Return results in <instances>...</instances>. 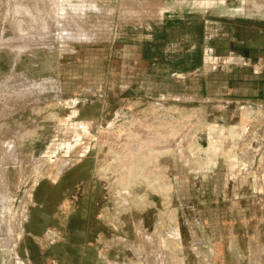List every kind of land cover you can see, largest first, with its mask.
<instances>
[{
  "label": "rangeland",
  "instance_id": "obj_1",
  "mask_svg": "<svg viewBox=\"0 0 264 264\" xmlns=\"http://www.w3.org/2000/svg\"><path fill=\"white\" fill-rule=\"evenodd\" d=\"M256 46L264 0H0V264L47 229L55 264H144L138 230L150 263L264 264V115L223 63Z\"/></svg>",
  "mask_w": 264,
  "mask_h": 264
},
{
  "label": "crops",
  "instance_id": "obj_2",
  "mask_svg": "<svg viewBox=\"0 0 264 264\" xmlns=\"http://www.w3.org/2000/svg\"><path fill=\"white\" fill-rule=\"evenodd\" d=\"M255 49H256V53L253 56L251 54H248V53H245V52L244 53H239V55L230 54L229 56L224 58L225 60L223 61V63L227 67H232V69L233 68L235 69V70H231V69L228 70L229 71L228 72L229 73L228 74L229 75L228 81H229L230 84L232 83L231 82L232 81L231 80V75L235 71H245L246 73L249 72L250 74H251V71H252L253 74H251L249 78H247V79L238 78V80H239L238 84L240 83V91H239L238 94H234V92L231 89V87L227 86L225 88H226V91H227V95L229 97L236 95L239 98L240 103H238V106H241L240 108H246V106L248 105L249 108H252V109L256 110L255 111L256 115L254 117L255 120H256L259 117L263 118V115H264V47L263 46H259V47L256 46ZM217 60H218V58H216V57L209 59V65H212V69H214V71H215V69H217V67H215L216 65H218L217 64ZM209 65H207V66H209ZM228 81H227V83H228ZM229 104H230V102H229ZM245 104H247V105H245ZM263 125H261V126H263ZM254 144H256V143L254 141H252L251 145L254 146ZM258 145H260L262 147L263 144L262 143H258ZM251 149H253V151H256L254 156H253V158H248L247 159V156H244L245 158H243V157L242 158L245 161L246 160H250V161L253 160V162L256 164L255 173L260 178L262 176L263 170L260 169L261 164H257V162L259 160L257 154L259 152H257V150H254L253 147H251ZM80 150H82V149H80ZM62 171L63 170H60L59 172H57L56 174H54L52 176V177H54V180ZM25 196H26V198H25V200L24 199L22 200L23 202H22L20 207H22L23 203L25 201H27V199L30 197L29 191H27V194ZM18 226L19 227H18L17 233L19 234V237H18V239L15 242L10 241L11 242L10 245L17 244V242L19 240L26 239L24 237H28V236L29 237H33V239L40 241L39 237H37V238L34 237L30 232L29 233H27V232L26 233H23V232L21 233V220L19 221V225ZM137 233H138V235H140L138 247L137 248H131L130 247V249L136 254L137 258L140 261H142L144 264H156V263H159V259L157 258V256L154 257L156 263L155 262L154 263L153 262L150 263L149 261L147 262L148 258L146 257L147 255L144 252L143 245H145V244H148L150 246L154 245V239L152 237H150L149 235L145 234L142 230H138ZM63 235H65V234H63ZM63 238H64V236H62V238H61L60 236H58L57 232H54L51 229H47L45 235L42 238V241L45 242L46 244L45 243H44L45 245L39 244L40 245L39 254L42 257H46L47 258L46 259L47 261H46L45 264H55V261L48 254H46V252L52 245L61 243ZM98 239H99V237L97 235H95L94 241H95L96 244H98V242H99ZM84 240L86 242L85 243V247H90L92 245L91 243L87 242L86 238H84ZM157 244H159V243H157ZM13 254L19 260L23 261L25 264H31V261H30L31 259L29 257V254H28L26 248L23 249V255L22 256H24V257H22V258L20 257L21 255L16 253L15 249H14ZM81 256H85L86 257V255H84L83 253H81ZM103 256L104 255H102V251L97 254V258H99V262H101V260L103 259L101 257H103ZM154 259L152 261H154ZM14 263H15V261H14ZM160 263H162V262H160ZM106 264H118V263L112 262L110 260H107V257H106Z\"/></svg>",
  "mask_w": 264,
  "mask_h": 264
},
{
  "label": "bare ground",
  "instance_id": "obj_3",
  "mask_svg": "<svg viewBox=\"0 0 264 264\" xmlns=\"http://www.w3.org/2000/svg\"><path fill=\"white\" fill-rule=\"evenodd\" d=\"M82 127L83 128H81L82 129V135H84V137H82V139L83 138H85V140L88 142L89 140H91L90 139V135L88 134V132L86 131L87 130V127L85 126V125H82ZM264 135V134H263ZM262 138V137H261ZM261 138H258L257 139V141H254L256 144H254L255 146L258 144V143H261V141H262V139ZM81 139V140H82ZM264 141V140H263ZM92 142V141H91ZM84 143V142H83ZM86 144V143H85ZM87 145V144H86ZM81 146V145H80ZM90 146V145H89ZM260 146V145H259ZM84 147V146H83ZM263 147L264 146H262V150H263ZM85 148V147H84ZM80 150V149H79ZM75 151H77V150H75ZM83 151H84V149H83ZM264 151V150H263ZM76 153H78V152H76ZM63 170H64V168H63ZM29 185V184H28ZM22 195V191L19 193V195H18V197H20ZM2 198H4V197H2ZM21 199V198H20ZM23 199V198H22ZM2 202H3V199H2ZM5 205V204H4ZM3 205V203H2V207L4 206ZM0 206H1V204H0ZM1 208V207H0ZM5 209V208H4ZM1 210V209H0ZM2 212L4 213L5 212V210L3 211V209H2ZM0 213V214H3V213ZM14 214V213H13ZM20 217H21V211L19 210V214H18V220H13L15 223H14V228H15V231L17 230V227H18V225H19V221H20ZM2 218H4V217H2ZM0 220H1V215H0ZM4 221V220H3ZM3 221L1 220V222L3 223ZM17 221H18V225H17ZM1 223V224H2ZM6 222H4V224H5ZM4 226V225H3ZM6 227H7V225H6ZM5 238V237H4ZM6 239V238H5ZM4 239V240H5ZM8 239V238H7ZM3 240V239H2ZM0 242H1V239H0ZM4 242H6V241H4ZM3 242V243H4ZM2 243V244H3ZM7 244V243H6ZM0 249H9V252H11L12 253V250H11V248H0Z\"/></svg>",
  "mask_w": 264,
  "mask_h": 264
},
{
  "label": "built area",
  "instance_id": "obj_4",
  "mask_svg": "<svg viewBox=\"0 0 264 264\" xmlns=\"http://www.w3.org/2000/svg\"><path fill=\"white\" fill-rule=\"evenodd\" d=\"M123 111H128V109H124ZM120 120H122V119H120ZM14 260H15V264H17V262H20L21 264H25L23 261L19 260L18 258H17V260H16V258H14Z\"/></svg>",
  "mask_w": 264,
  "mask_h": 264
},
{
  "label": "flooded vegetation",
  "instance_id": "obj_5",
  "mask_svg": "<svg viewBox=\"0 0 264 264\" xmlns=\"http://www.w3.org/2000/svg\"><path fill=\"white\" fill-rule=\"evenodd\" d=\"M16 258V260H17V257H15ZM17 264H19V262H17Z\"/></svg>",
  "mask_w": 264,
  "mask_h": 264
}]
</instances>
